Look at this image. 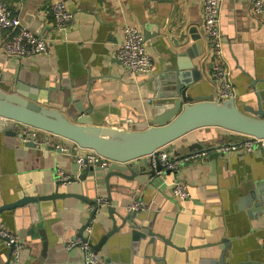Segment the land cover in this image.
<instances>
[{
	"label": "crops",
	"instance_id": "obj_1",
	"mask_svg": "<svg viewBox=\"0 0 264 264\" xmlns=\"http://www.w3.org/2000/svg\"><path fill=\"white\" fill-rule=\"evenodd\" d=\"M56 2L65 3L73 15L63 29L56 26L49 12V6ZM6 3L21 26L48 39L49 48L46 54L21 60L9 58L2 50L7 34L0 30V89L11 91L17 81L37 87L39 103L68 118L75 113L74 103L80 101L84 110L92 109L95 123L123 130L149 122L154 100L177 77V57L191 46L190 41L182 48L173 43L183 44L178 41L180 34L190 28L200 31L202 23V0ZM249 6L248 0H223L219 18L222 52L237 105L256 108L258 94L264 108V17H251ZM124 26L139 29L143 39L147 38L145 48L153 64L149 76L130 77L115 58ZM199 34L190 50L199 79L193 101L213 98L216 91L211 78L213 52L207 38L201 31ZM245 139L216 128L184 136L181 148L175 151L180 155L187 152V146L200 143L206 148L222 145L235 149L218 160L210 159L212 151L179 160L176 175L185 182L190 195L180 203L171 195L173 174L153 181L142 179L139 185L112 177L106 184L104 170L96 172L94 179L58 187L57 170L70 179L81 171L72 156L23 146L14 130H0V206L23 197L50 196L55 191L67 195L0 214V226L14 233L22 244L19 262L11 259L9 264H81V249L67 250L66 245L79 238L91 207L73 194L105 202L92 219L91 233H83L91 247L111 231L112 209L121 217L135 200L142 208L146 206L142 210L145 227L140 229L143 235L136 243L130 230L114 217L116 233L103 242L98 252L102 264H212L220 256L226 264H264V210L259 207L252 211L245 199L254 184L264 181V147L244 154L240 146ZM148 232L155 237L147 236ZM8 256L9 249L0 239V264H6Z\"/></svg>",
	"mask_w": 264,
	"mask_h": 264
},
{
	"label": "water",
	"instance_id": "obj_2",
	"mask_svg": "<svg viewBox=\"0 0 264 264\" xmlns=\"http://www.w3.org/2000/svg\"><path fill=\"white\" fill-rule=\"evenodd\" d=\"M199 32L197 28H190L186 33H181L178 38V41L183 44L173 43L176 48H182L190 41L191 46L177 57V68L183 72L179 73L177 69V77L170 81L171 86L159 94L157 101L154 100V112L149 122L137 123L131 130L103 126L94 122L92 109L84 110L79 104L80 101L74 103L75 113L68 118L62 112L39 103L37 87L30 88L17 81L11 91L0 89V130L12 132L14 125L9 122L12 121L64 139L80 149L91 150L99 157L112 162L107 169L85 167L75 179L69 180V184H73L75 180L84 182L88 181V178L94 179L96 172L106 170L104 178L106 184L110 178L117 177L139 185L142 179L153 181L159 177L158 173L162 171L160 162L150 158L157 151L167 149L176 162L195 155H205L211 151L214 153L210 155V159L218 160L226 155L224 148L232 147L218 145L215 148H206V145L200 143L187 146V152L183 155L175 152L181 148L182 138L196 130L216 128L247 138L264 140V108H262L258 94H255L256 108L246 105L240 108L235 98L219 101L210 96L193 101L192 93L199 79L198 67L191 60L190 50L193 47L192 43H196L200 37ZM144 40L146 41L147 38L145 37ZM168 40L175 42L173 38L168 37ZM27 147L33 148L30 144ZM163 173V175L170 174L169 171H163ZM56 185L62 187L63 183L58 182ZM71 196L83 200L88 207L94 208L89 213L87 223L78 232L79 238L86 241L83 235L84 230L90 226L99 206L95 200H88L84 196L74 194ZM63 197L67 195L58 194L57 191L50 196L23 197L11 204L0 206V214L4 211H13ZM245 199L249 209L253 208L252 211L259 207L264 210V181L254 184ZM143 210H146V206ZM144 211L140 213L126 210L120 217L112 209L110 220L113 227L96 246L91 247L92 250L98 254L103 242L116 233L114 217L119 218L124 227L130 230V237L136 243L138 237L143 235L140 229L145 227L143 226ZM146 235L155 237L153 232H148ZM157 237L167 245H171L168 240ZM10 262L11 249H9L6 264ZM212 264H226L224 256H220Z\"/></svg>",
	"mask_w": 264,
	"mask_h": 264
},
{
	"label": "built area",
	"instance_id": "obj_3",
	"mask_svg": "<svg viewBox=\"0 0 264 264\" xmlns=\"http://www.w3.org/2000/svg\"><path fill=\"white\" fill-rule=\"evenodd\" d=\"M202 1V23L200 31L208 39L213 52L211 78L216 88L213 97L219 101L235 98V91L230 80V69L222 52L224 42L219 28L223 0ZM248 1L250 5L249 15L257 18L264 17V0ZM49 12L56 26L60 29H63L73 19L71 11L63 2L51 4L49 6ZM0 30L6 31L7 34V40L2 50L3 54L9 58L21 60L48 52V39L45 36H36L27 28L21 26L18 17L14 16L8 8L6 0H0ZM115 58L130 77H146L152 73V59L145 48L143 35L139 29L128 26L122 28V41L118 46ZM9 122L14 125L13 130L15 136L21 145L28 146L30 144L34 149L40 151H53L70 155L74 158L75 164L80 170L85 167L107 169L112 164L110 160L99 157L91 150L80 149L76 145L59 137L42 133L22 124H17L12 121ZM240 147L244 154H251L256 148L264 147V140L246 137ZM230 149H235V147H226L224 148V152ZM150 158L153 161L157 159L160 162L162 171L158 173V176L162 177L164 174L163 171H169L170 174L174 175L175 179L170 184L173 199L180 203L188 200L190 195L187 185L176 175L179 170V162L174 161L171 154L165 151V149L153 153ZM69 180L70 178L63 174L61 170H57V182L63 183L62 186H67L69 185ZM104 203L103 200H99L97 205L102 206ZM93 209L91 207L90 211ZM142 210V205L138 200H135L128 208V211L132 212H140ZM90 226L85 230L88 234L91 233ZM0 239L8 249H11L12 261L18 263L22 244L17 236L7 231L3 226H0ZM73 247H79L82 251L81 264H102L100 256L92 250L87 238L86 241H83L77 237L66 245L67 250ZM261 248L264 251V241L261 242Z\"/></svg>",
	"mask_w": 264,
	"mask_h": 264
}]
</instances>
